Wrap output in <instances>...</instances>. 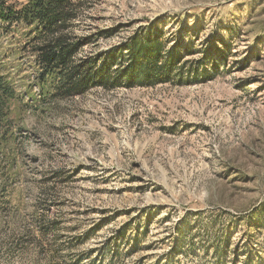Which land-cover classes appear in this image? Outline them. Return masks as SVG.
<instances>
[{"label":"rangeland","instance_id":"obj_1","mask_svg":"<svg viewBox=\"0 0 264 264\" xmlns=\"http://www.w3.org/2000/svg\"><path fill=\"white\" fill-rule=\"evenodd\" d=\"M26 31L0 22L32 103L0 155V264H264V0H80L77 57L141 32L182 65L71 98L39 95Z\"/></svg>","mask_w":264,"mask_h":264},{"label":"trees","instance_id":"obj_2","mask_svg":"<svg viewBox=\"0 0 264 264\" xmlns=\"http://www.w3.org/2000/svg\"><path fill=\"white\" fill-rule=\"evenodd\" d=\"M9 1L12 0H0V22L23 25L27 29L24 35L31 46L34 79L42 97L71 98L94 87L153 86L171 80L182 65L176 47L165 52L166 44L159 34L141 32L108 52L77 57L90 42L89 37L74 36L69 31L77 17L80 0ZM19 94L9 77L0 73V155L4 158L7 157L4 148L13 135V115L32 105ZM3 170L5 167L0 162V172L5 175ZM0 192H4L3 188ZM51 260L53 255L50 260L48 255L44 264H54ZM246 263L250 264V257Z\"/></svg>","mask_w":264,"mask_h":264}]
</instances>
